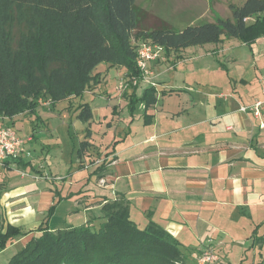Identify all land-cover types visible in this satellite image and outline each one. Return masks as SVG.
<instances>
[{
	"label": "crops",
	"instance_id": "crops-1",
	"mask_svg": "<svg viewBox=\"0 0 264 264\" xmlns=\"http://www.w3.org/2000/svg\"><path fill=\"white\" fill-rule=\"evenodd\" d=\"M259 40L248 47L254 71L260 69L254 51ZM213 50L210 54L223 55ZM196 60L183 61L188 67ZM160 66L150 64L152 73ZM202 69L188 68V81L181 85L165 81L152 85L151 81L143 88L144 80L134 81L136 87L127 84L123 98L117 83L104 78L92 93L87 90L82 99H76L79 104L88 103L93 115L83 123L81 143L86 141L89 146L82 153L80 141L71 147L64 137L59 141L64 127L71 138L80 121L78 111L70 125L42 114V109L37 116L0 119L22 138L33 139L25 146L19 165L0 166V228L5 233L9 226L21 231L0 250V264H8L38 237L47 219L52 230L94 219L97 225L102 221L97 219L102 207L118 199L129 202L130 217L140 228L148 225L150 214L189 251L206 246L224 249L236 242L234 226L254 227L255 231L256 218L264 224V110L261 118L240 111L263 97L262 88L245 80L243 89L235 83L225 93H217L216 83L197 76L209 70L208 66ZM151 86L156 88V104L149 108L137 105L131 115V94L141 97ZM49 120H54L51 135L58 139V154L49 145L35 148L38 133ZM93 152L100 159L91 164ZM14 246L17 249L10 253Z\"/></svg>",
	"mask_w": 264,
	"mask_h": 264
},
{
	"label": "trees",
	"instance_id": "trees-1",
	"mask_svg": "<svg viewBox=\"0 0 264 264\" xmlns=\"http://www.w3.org/2000/svg\"><path fill=\"white\" fill-rule=\"evenodd\" d=\"M9 1L18 5L23 16L19 22L0 27V119L37 116L41 99L50 102L49 107L82 99L90 87L102 82L99 68L103 65L125 69L127 84L136 87L144 80L137 65L138 48L143 43L160 45L169 55L219 45L226 39H236L251 48L264 38V0H247L241 7L230 5L232 20L187 27L182 32L163 22L162 29L144 27L152 16L134 0ZM68 16L73 18L71 25L66 22ZM133 32L141 41L134 46ZM156 93L151 86L141 97L131 94L129 112L134 114L140 104L145 108L155 105ZM77 111L84 124L93 117L88 103L80 104ZM0 124L12 127L1 120ZM86 132L89 136L90 131ZM80 146L82 153L89 145L85 141ZM21 161L6 163L19 165ZM53 213L49 212V217ZM148 216V225L140 228L130 217L129 202L118 199L102 207L97 218L102 221L97 225L94 219L52 230L47 219L38 230L40 235L8 264H188L187 249ZM17 235H21L19 229L9 226L5 233L0 228V250ZM256 238V243H264V236Z\"/></svg>",
	"mask_w": 264,
	"mask_h": 264
},
{
	"label": "rangeland",
	"instance_id": "rangeland-1",
	"mask_svg": "<svg viewBox=\"0 0 264 264\" xmlns=\"http://www.w3.org/2000/svg\"><path fill=\"white\" fill-rule=\"evenodd\" d=\"M246 1L247 0H134L137 7L149 12L152 16V18L146 19L143 24L144 27H148L150 29H162L165 27L163 25V23H165L167 27L170 26L177 32H182L187 27L215 24L219 20H232L233 15L229 6L233 5L241 7ZM22 16L23 12L18 5L9 0H0V27L8 24L9 22H19ZM154 18H157L160 23L156 22ZM66 22L71 25L74 21L71 16H68L66 17ZM23 32L25 33L26 30ZM15 38H19V36H16ZM21 39H25V37H22ZM140 42L141 41L137 40L135 32H133L131 36V45L134 46L136 44H140ZM241 45L242 43L236 39H226L225 42L220 45L191 48L181 50L179 52L172 51L169 55L165 54L164 61L155 63L157 65H162L160 68L155 67L153 73V67L150 68V73L147 75L148 78L144 79L141 87L145 88L147 83L151 81L152 85H159L157 84L158 82L164 81L170 83L171 85H176L178 83L181 85L184 81H188L186 80L188 68L196 67L203 68L202 70H204L205 66H208L209 70L206 73L205 71H201L197 74V76L204 81L216 83L217 85L215 88L218 89L216 90L217 93L221 91L224 92L226 88L234 86L235 83L243 89L246 84L244 83L245 80H247V84H251L255 87L260 85L263 91L261 80L264 78V38H261L254 47V51L259 56L257 61L259 62L260 69L256 70L257 72L253 70L254 60L252 59V52L247 46ZM215 48L222 51L223 55L219 57L214 54H210ZM193 57L197 58V60L187 67V62L183 60H191ZM233 58L236 60L234 64L232 62ZM178 65H180L181 68L179 67V70H174V66ZM230 69L231 72L229 71ZM99 71L101 72L100 74L103 75L102 81L104 78H107V81H109L108 83H117L118 86L120 83L124 84V89H117L123 98L124 96H122V94L125 92L127 85V79L122 73L123 69L110 68L103 65L99 68ZM95 89V87H90L88 91L92 93ZM257 100H264V95L261 99L258 98ZM257 100H255V102ZM40 103L41 105L45 104L42 99L40 100ZM79 105L78 101L72 98L59 104L58 107H49L44 105L40 106L39 109H42V114H51L52 117L59 120V122L64 121L70 125ZM67 114L70 117L66 116ZM248 114L253 113L249 112ZM64 115L65 118H63ZM30 117L31 116L29 115H25V119L27 120L30 119ZM53 122L54 120H49L46 127L39 131L35 148L49 145L50 147H55L53 152L58 154L59 151L56 150L58 146L55 144L58 139H56V135H51V132H54L53 127H51ZM63 129L60 131L61 135L59 134L60 142H62V138L64 137L68 140L69 147H71L73 143L78 146L79 141L81 145V141L84 140L85 136V130L82 122H77L75 130H72L71 138L68 136L67 128L64 127ZM90 156L91 159H89L88 162H91V164H93L97 159H100L98 157L99 155L97 153L94 154V152ZM68 157L70 158L71 155L69 154ZM86 165L90 167V164L86 163ZM88 173L89 172H87V174ZM19 177H21V174ZM261 214L264 217V212H261ZM260 221L261 220L258 218L255 219V231L254 227L245 230L241 225L234 226L232 235L234 237V241L236 242L229 243L224 249L210 247V249H212L219 258L217 264H264V243L255 242V239H257L256 237L264 236V224H260ZM15 249L17 248L14 246L9 252L12 253ZM201 251L202 249L191 251L187 250L186 253L189 254L188 264H198L197 258Z\"/></svg>",
	"mask_w": 264,
	"mask_h": 264
},
{
	"label": "built area",
	"instance_id": "built-area-1",
	"mask_svg": "<svg viewBox=\"0 0 264 264\" xmlns=\"http://www.w3.org/2000/svg\"><path fill=\"white\" fill-rule=\"evenodd\" d=\"M165 48L152 43H143L138 48L137 65L144 74V78L149 73V65L153 62L165 60ZM264 95V78L261 80ZM124 84L120 83L119 89H124ZM223 96V95H222ZM225 97V96H223ZM49 106L50 102H44ZM264 110V100H257L255 103L240 107L243 113H253L257 118H261ZM32 142V138H22L18 132L12 128L0 124V166L7 161H16L23 157L26 153L25 146ZM219 258L209 246L204 247L197 258L198 264H217Z\"/></svg>",
	"mask_w": 264,
	"mask_h": 264
}]
</instances>
